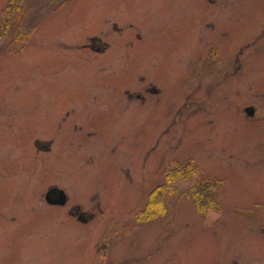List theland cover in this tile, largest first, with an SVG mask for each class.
Instances as JSON below:
<instances>
[{
    "label": "rangeland",
    "instance_id": "374dc122",
    "mask_svg": "<svg viewBox=\"0 0 264 264\" xmlns=\"http://www.w3.org/2000/svg\"><path fill=\"white\" fill-rule=\"evenodd\" d=\"M11 2L0 264H264V0H22L6 29Z\"/></svg>",
    "mask_w": 264,
    "mask_h": 264
},
{
    "label": "trees",
    "instance_id": "16d2710c",
    "mask_svg": "<svg viewBox=\"0 0 264 264\" xmlns=\"http://www.w3.org/2000/svg\"><path fill=\"white\" fill-rule=\"evenodd\" d=\"M22 0H12L11 4L8 6L10 10H7V12H4L3 15H5V17H9L7 24H4V27H6V29H8V27L12 26L11 25V20L14 19V21H17V14L16 11L17 8H15V5H17V3H20ZM19 15V14H18ZM4 18V17H3ZM9 22V23H8ZM194 174L192 167L190 165V162H187V164H182V165H177L175 168H173L172 170H170L169 175H168V179H167V184L166 186L164 185H160V187L162 189H164L165 191H170V190H174L175 185H172L173 182H176L177 180H181V178L184 179H190L192 177V175ZM213 184H211V182H209V180H207L206 178L203 177V179H201V184H195V186L193 187L195 190L192 192L196 204L199 206L200 211L203 212L206 210V206L204 205V201L206 199L210 200V204H212L215 208V204L213 201V197L215 195V190L211 191L209 186H212ZM198 188V189H197ZM216 189V188H215ZM156 193V192H155ZM155 202L149 205V210H151L153 207L156 208V211L159 210L160 212H163L165 209V204L163 203V198L160 195H157L155 198ZM148 210V211H149ZM158 213V212H157ZM146 214V213H141ZM149 217V216H148Z\"/></svg>",
    "mask_w": 264,
    "mask_h": 264
},
{
    "label": "water",
    "instance_id": "95a60500",
    "mask_svg": "<svg viewBox=\"0 0 264 264\" xmlns=\"http://www.w3.org/2000/svg\"><path fill=\"white\" fill-rule=\"evenodd\" d=\"M245 111L250 117L255 116V108L253 106L246 107ZM46 201L55 205H65L68 202L67 193L61 188H50L46 195Z\"/></svg>",
    "mask_w": 264,
    "mask_h": 264
},
{
    "label": "flooded vegetation",
    "instance_id": "af4514ba",
    "mask_svg": "<svg viewBox=\"0 0 264 264\" xmlns=\"http://www.w3.org/2000/svg\"><path fill=\"white\" fill-rule=\"evenodd\" d=\"M212 48L210 47L209 48V53L210 54H217L218 52H217V49L215 48V47H213V49H216L214 52H212V50H211ZM217 56V55H216ZM212 57L214 60H217L218 59V57ZM211 58V57H210ZM206 59H207V57L204 59V58H202V60L201 61H206ZM150 90V89H149ZM152 91H154L153 89H151L150 90V92H152ZM47 148H51V145H50V143L47 145ZM143 213V212H142ZM71 216H73L74 218H76L79 222H84V223H89V222H91V220H93L94 219V215H90V214H88L86 211H84V210H82L81 209V207H74L73 209H72V211H71Z\"/></svg>",
    "mask_w": 264,
    "mask_h": 264
},
{
    "label": "bare ground",
    "instance_id": "6f19581e",
    "mask_svg": "<svg viewBox=\"0 0 264 264\" xmlns=\"http://www.w3.org/2000/svg\"><path fill=\"white\" fill-rule=\"evenodd\" d=\"M66 205V204H65Z\"/></svg>",
    "mask_w": 264,
    "mask_h": 264
}]
</instances>
